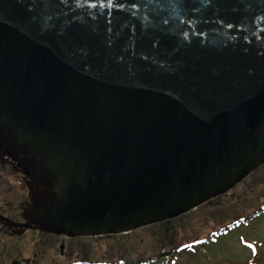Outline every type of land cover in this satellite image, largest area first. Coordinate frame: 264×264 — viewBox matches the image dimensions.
Segmentation results:
<instances>
[{"label": "water", "instance_id": "obj_1", "mask_svg": "<svg viewBox=\"0 0 264 264\" xmlns=\"http://www.w3.org/2000/svg\"><path fill=\"white\" fill-rule=\"evenodd\" d=\"M0 125L66 188L36 223L187 211L264 158V0H0Z\"/></svg>", "mask_w": 264, "mask_h": 264}, {"label": "rangeland", "instance_id": "obj_2", "mask_svg": "<svg viewBox=\"0 0 264 264\" xmlns=\"http://www.w3.org/2000/svg\"><path fill=\"white\" fill-rule=\"evenodd\" d=\"M0 133L6 137L0 136V139L5 140V142L0 140V182H5L0 186V191L12 188L13 191L8 201L15 202L16 199L22 200L21 196L16 197L14 194L19 192L17 187L20 186L17 182L22 183L25 187L23 189V201L26 214L24 219L22 216L17 221L29 222L32 220L35 213V204L36 216L46 215L48 208L58 206L65 196L66 188L63 187L62 178L49 167V163H51L49 157L35 149L29 141L24 140L11 130H5L1 125ZM19 150L23 151L31 160L27 163V166H31L36 171V187L33 185L34 180L30 176H26L22 172H15L18 169L17 166L23 163L17 162L11 157L12 155L18 157L20 155ZM263 184L264 161L256 166L250 174L239 178L237 182L233 183L218 197L195 210L164 222L140 228L130 234L98 238L99 242L94 237L87 241L85 237H72V234L66 236L67 238L58 236L59 232L57 231L59 230L53 228L52 222H41L42 225L36 227V262L38 264H48L54 260H73V251L81 253V256L84 255L83 245L89 246L87 259L94 261L106 259L104 257L110 256L113 245L115 247L119 246L120 249V254L118 253L115 259L120 258L131 263L154 258L159 254L164 257L168 254L161 253V248L164 245H177L196 236H205L212 228H217L226 222H236V219L243 220L251 213L253 214L259 209V205H264ZM3 201H5V195L1 194L0 202ZM27 240L25 241V251L30 243ZM61 242L65 244V257L59 255ZM258 248L259 251L264 253L263 216L254 217L251 221L240 224L233 228L228 236L221 237L213 244L198 247L196 249L198 250L196 261L179 263L177 261H180V259H176L175 264H249L244 260L245 256L250 258L247 253L257 251ZM155 264H161V262ZM166 264L170 263L167 262Z\"/></svg>", "mask_w": 264, "mask_h": 264}, {"label": "flooded vegetation", "instance_id": "obj_3", "mask_svg": "<svg viewBox=\"0 0 264 264\" xmlns=\"http://www.w3.org/2000/svg\"><path fill=\"white\" fill-rule=\"evenodd\" d=\"M21 168L23 169V166H20L19 169ZM19 169H17L15 172L17 173L21 172ZM32 177L34 178V180H36L35 179L36 172L33 171ZM2 184H5V182L4 183L0 182V186ZM17 184L20 186L17 187L19 189V192H16L14 194L16 197L21 196L22 200L16 199L15 202L8 201L9 196L13 191L12 188H7V190L5 191H0V195L1 194L5 195V201L0 202L1 204L0 205V264H38V262H36V222L33 223L31 227H28L26 229L25 227L21 226L22 224H20L24 222L17 221V219H19L22 216L24 219V215L26 214L24 201H23V196H24L23 189L25 187L23 186L22 183L17 182ZM33 185L36 187V181L33 182ZM32 191H34V189ZM220 194L221 193L213 196L209 201H212ZM209 201L202 203L200 206L208 203ZM260 207L261 208L259 209V211L255 214V217L257 218H259L260 216H264V205H261ZM33 217H36V204H35V213ZM227 224L228 223L226 222L219 226L221 228L217 227L210 229L205 236H201V237L196 236L194 238L183 241L177 245L162 246L161 253H168L167 255H164V257L162 256V254H159L154 258L153 257L147 258L145 260H139L138 262L131 263L128 260H122L120 258L115 259V256L118 253L120 254V249L119 246L115 247V245H113L110 256L104 257L106 259L94 261L87 259V250L89 249V246L87 247V245L86 246L83 245L82 246V248H84L83 256H81V253L73 251L72 253V256H74L73 260L72 259L68 261L54 260L48 264H155L158 262H161V264H166L167 262L174 264L176 263V259H180V261H177L179 263L181 262L188 263L189 261L194 262L198 258L197 256L198 250H196V247H200L201 244L202 247L207 244L208 245L213 244L216 241H218V239H220L221 237L228 236V233L230 231L231 232L233 231V228L231 227L222 228V226H226ZM241 224H243V222ZM134 231L136 230L129 231L126 234H130ZM111 235H119V234L88 235V236H78V237H85L87 241H89L94 237L99 242L98 238H104L106 236H111ZM58 236L64 237L65 235H58ZM72 237H76V236H72ZM26 240L30 243L28 244V249L25 251ZM112 240L114 241V238ZM64 248H65V244L61 242L59 245L60 257L63 256L65 257ZM259 250L260 249L258 248L257 251L247 253L250 256V258L245 256L244 260L249 264H264V253Z\"/></svg>", "mask_w": 264, "mask_h": 264}]
</instances>
